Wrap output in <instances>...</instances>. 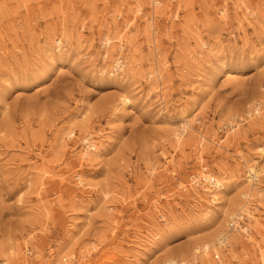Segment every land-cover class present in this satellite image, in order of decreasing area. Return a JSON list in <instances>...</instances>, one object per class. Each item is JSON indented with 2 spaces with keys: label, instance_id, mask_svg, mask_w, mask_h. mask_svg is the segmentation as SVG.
<instances>
[{
  "label": "rangeland",
  "instance_id": "rangeland-1",
  "mask_svg": "<svg viewBox=\"0 0 264 264\" xmlns=\"http://www.w3.org/2000/svg\"><path fill=\"white\" fill-rule=\"evenodd\" d=\"M153 2L0 0V264H264V197L195 253L264 186V0Z\"/></svg>",
  "mask_w": 264,
  "mask_h": 264
},
{
  "label": "bare ground",
  "instance_id": "bare-ground-1",
  "mask_svg": "<svg viewBox=\"0 0 264 264\" xmlns=\"http://www.w3.org/2000/svg\"><path fill=\"white\" fill-rule=\"evenodd\" d=\"M153 3H155L156 5H159L160 3H158V0H154V2ZM160 8V7H159ZM162 10V9H161ZM160 9H157L154 13H155V15H159L160 14V11H161ZM163 11V10H162ZM108 42H109V40H108ZM120 62H118V68L120 69ZM258 108V107H257ZM255 109V108H254ZM259 109H257V110H254V112L256 111L257 113H256V115L257 114H259V111H258ZM248 116L249 117H251L252 116V114H251V112H248ZM190 124V123H189ZM187 127H189V125H187ZM93 147V146H92ZM90 145H88V149H90V148H92ZM85 156L86 157H89V155L88 154H85ZM256 164V166H254ZM255 164L254 165H252V166H250V167H248V170H249V176H248V181L250 182V183H252V181L255 179V178H257L256 176L258 175V173L259 172H261V174H264V168H262L261 169V167H260V165H259V163H257V162H255ZM209 176H204L203 178H202V180H204V181H206V182H209V183H211V185H213L212 187H214V189L215 190H212L211 188H207L206 187V193H207V195H210L212 198H214V200L216 201V197H217V194H218V192H220V190H221V188H222V186H223V184H222V182L221 181H219V180H213V181H211V179H209L208 178ZM264 186L262 187V186H259V185H255V184H251L250 185V193H248V194H245V195H243V199H245V202H243L242 204H241V202L240 201H234L233 203H232V205H231V210L233 211V210H238V212H239V214H237V215H235V216H233L232 218H231V221L228 223L229 225V228L227 227V229H225V232H222V233H220L216 238H214V241L213 242H211V244H209V245H204L203 247H202V249H203V251H202V249H201V247H197L195 250V253H197L198 255H201L202 254V252H207V251H209L210 249L211 250H220V248H221V245H223V246H225L226 244H228L227 243V238L228 237H231V236H234L233 234H232V232L233 233H236V234H238V235H243L242 233H240V231H236L235 230V228H233V226H238L239 225V221H240V219H242V217H247V220L248 221H246V224H245V227H246V229H244V232L246 233V236H247V234H249L250 233V228H249V219H257L256 218V216H254V215H252L251 214V212H250V209H251V206H253L254 205V203L252 202L253 200H255L256 202L257 201H263L262 199H263V197H264ZM255 199H254V198ZM236 200V199H235ZM258 203V202H257ZM261 203V202H260ZM257 208H258V210H260V208H262L263 207V203H261V204H257ZM250 208V209H249ZM230 210V211H231ZM231 211V212H232ZM242 212H244L243 214H242ZM250 213V214H249ZM230 214L231 213H228L227 215H226V218H229L230 217ZM258 220V219H257ZM252 221V220H251ZM257 222V225H258V230L260 231V233H261V235H262V233H263V229H264V226H263V224H261V222L258 220V221H256ZM216 240V241H215ZM216 256H218L219 257V261H216V264H218V263H220V264H222V262H221V258H220V256L219 255H215V257H214V259L216 260ZM204 258H205V256H204ZM202 259V258H201ZM203 262V261H202ZM175 263V261H171V264H174ZM207 263V262H206ZM205 264V263H204Z\"/></svg>",
  "mask_w": 264,
  "mask_h": 264
},
{
  "label": "built area",
  "instance_id": "built-area-1",
  "mask_svg": "<svg viewBox=\"0 0 264 264\" xmlns=\"http://www.w3.org/2000/svg\"><path fill=\"white\" fill-rule=\"evenodd\" d=\"M258 181H259L258 177L253 180V182H258ZM246 221H248L247 217H242V219H240V221H239L240 222L239 225L233 226V228H235L236 231L237 230L240 231V233H242L243 235H246V233L244 232V229H246V227H245ZM216 261H219L218 256H216ZM218 264H220V263H218Z\"/></svg>",
  "mask_w": 264,
  "mask_h": 264
}]
</instances>
